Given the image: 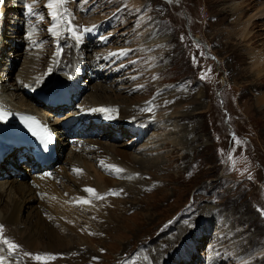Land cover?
<instances>
[{"label":"rangeland","instance_id":"rangeland-1","mask_svg":"<svg viewBox=\"0 0 264 264\" xmlns=\"http://www.w3.org/2000/svg\"><path fill=\"white\" fill-rule=\"evenodd\" d=\"M50 2L55 0H0V82L12 90L28 73L52 76L49 68L65 53L67 71H61L77 94L70 95L72 106H57L60 123L92 105L89 96L128 107L171 99L164 113L105 119V136L83 132L108 153L144 158L138 174L149 188L123 199L124 220L117 231L113 224L106 242H97L99 255L80 248L73 258L79 264H264V0H64L54 9ZM188 30L208 44L217 68ZM32 56L37 60L28 69ZM129 122L130 133L121 127L108 133ZM59 142L62 160L55 168L62 172L74 148ZM3 144L0 138V150ZM14 162L0 167V181L16 176L33 186L32 174ZM108 177L113 183L125 178ZM6 205L0 195V211ZM28 217L26 208L19 222ZM5 256L11 263L23 260L20 253Z\"/></svg>","mask_w":264,"mask_h":264},{"label":"bare ground","instance_id":"bare-ground-1","mask_svg":"<svg viewBox=\"0 0 264 264\" xmlns=\"http://www.w3.org/2000/svg\"><path fill=\"white\" fill-rule=\"evenodd\" d=\"M0 18H2L1 14ZM36 48L38 47L36 46L34 49ZM31 53L30 51V54ZM1 59L2 56L0 57V63ZM36 60L37 56L31 57V64L29 62L28 69L33 66ZM67 62L65 53L60 54V57L53 61L51 68H49L53 75L51 74V81L48 82L50 85L49 88L46 89H44V85H38L42 82V79L48 77H37V75H34L32 72L28 73L24 78L19 79L21 82L20 85L15 86L12 90L9 86L0 82V113H3V110L31 111L35 113L41 111L43 113V119L46 120V117H50V114L46 115L45 118L43 117L45 114L44 111H46L47 108L42 105L43 102L41 99H37L32 96V94H30L31 97L21 95V93H26L24 92L25 89L23 86L29 84L30 87L35 88V91H45L46 93H49L53 89L58 90L60 86H65V88H68L70 95L72 93L77 94L75 82L71 78L65 76V74H63L64 72L61 71L67 69ZM254 62H259V60L255 59ZM78 72L79 71L75 70L77 75ZM1 76L2 74L0 75V79L4 80ZM18 76L21 75L19 74ZM18 76L16 75V79ZM61 81H64L62 85H60ZM58 83L60 86H55V84ZM80 88L84 89V87ZM20 89L21 92L18 93ZM53 95L54 93L47 98L46 106L51 108V110H58L59 107L50 106L57 101ZM65 97L66 96L62 94V98L59 100L60 103L64 102L63 100ZM87 99H90L93 104L78 109V112L66 114L63 123H60L57 118H51V120H58L59 122L50 123L48 121L58 137L56 141L57 160L54 163L55 165L62 160V153L59 152L61 149L58 148V146H60V135H58L57 127L62 124L61 126L68 127L70 131L75 130L79 134L74 135L78 136L77 142H81V147L78 150L76 149L78 143L68 142L69 137L73 135L64 136L65 138L61 144L66 145V147L68 146L70 150L74 148V154L71 156L70 163H67L62 168V172L58 171L54 165V179H38L28 170L25 174H32L33 186L29 185L28 182H18L16 176H13L10 181H0V195L1 197L3 196V202L7 204L6 208L0 211V226H3L0 235L18 245L12 253H20L23 258V260L17 258L15 263H11L12 259L6 258L5 256L6 253H9L8 247L0 241V257H2V259H0V264H79L78 259L73 258V252L74 250L76 252L77 249L79 250L80 248L82 250L85 249L83 250L85 252L84 254L93 253L95 256L99 255L96 246L97 242L102 240L106 242L107 238L112 237L108 235L111 233L113 224H117L115 228L117 231L121 224L119 221L121 222L124 220V218H122V212L124 211V206L122 204L123 199L131 197L134 194L140 195V191L143 193L145 188H149L142 183V179L139 178L138 174V167L147 162L144 158L141 157L133 160L128 159L125 153L119 151L115 154L108 153L107 149L102 145L93 143V140L84 138L82 134L89 129V131L92 130L93 132H105V136L107 134L105 119H118L121 121H129L133 118L141 119L139 117L148 111L147 109L150 107L153 113H155V111L164 113V111L171 106V99L162 98L151 105H135L134 107L124 106L114 102L100 104L96 102V98L91 99L90 96ZM101 108L109 109L110 111L103 112L100 111ZM96 119L100 120L97 124L94 122ZM142 119H144V117H142ZM130 122L128 124L120 123L116 126V129L114 128L108 131V133L110 132L109 134H112L121 127L125 129L123 132L126 135L130 133V128H133ZM149 125L152 124L149 123L148 126ZM134 140L136 139L132 138L129 140L131 145L133 144L131 142ZM74 145L76 147H73ZM79 158L83 159L81 164L77 162ZM10 159L11 155H8L7 159L0 164V167L8 163ZM90 164H92V166L94 165L97 171L90 169ZM138 164L140 166H138ZM111 166H115L123 171L116 173ZM21 167L26 170L23 165ZM74 169H79L80 171L76 172ZM68 170L72 171L71 173L73 174L70 175V172L69 176L64 174L65 172L67 173ZM3 174L4 173H0V176ZM113 174L117 176L121 175V178L123 176L125 178L120 182L113 183L108 177H113ZM127 174L133 176L134 179H130V177L126 178ZM56 179H60L58 184ZM67 183H69L71 189H66ZM137 185H141L142 188L138 189L137 193H135L134 189ZM56 188L63 193L57 192ZM86 188L94 189L102 198L97 199L94 195L86 192ZM116 198L120 200L118 201ZM36 199L39 202H36ZM80 200H89L90 203L85 204L77 202ZM112 200H116L115 203H112V206L108 204L102 205ZM40 202L43 205H41ZM26 208L29 217L25 219V223L21 224L19 222L20 213ZM81 221H84L83 226H79L78 224V222ZM122 227L130 228L129 225H124ZM86 233L87 235H85ZM91 237H95L96 239ZM78 239H83L86 245H76ZM37 254H47L55 258L36 260L34 257ZM91 258L89 259L90 261Z\"/></svg>","mask_w":264,"mask_h":264},{"label":"snow or ice","instance_id":"snow-or-ice-1","mask_svg":"<svg viewBox=\"0 0 264 264\" xmlns=\"http://www.w3.org/2000/svg\"><path fill=\"white\" fill-rule=\"evenodd\" d=\"M63 2H64V0H55V2H50L48 4V7L54 9L55 7L58 6V4H62ZM26 8H27L29 13H31L32 10H33L31 5H26ZM52 15H53V17H55V15H56L55 11H53ZM54 29H55V25H53V27L50 28L49 30L53 31ZM70 31H71V29H70ZM120 54H124L123 50L121 51ZM147 110L151 111V108H149ZM100 111L108 112L110 110L101 108ZM0 119H4V116L0 115ZM27 120L29 121V128H30V130H32L34 135L38 136L45 144H47V143H49L51 141V138H52L51 137V133L47 130L46 127L41 126L39 124V122L36 121L35 118H33V117H28ZM111 167L113 168V170L116 173H120V172L123 171L122 169H119V168H117L115 166H111ZM74 171L79 172L80 170L79 169H74ZM85 191L90 193V194H92V195H94L97 199L102 198L92 188H86ZM112 194H115V193H112ZM77 202H82V203H85V204L90 203L89 200H80V201H77ZM2 230H3V226H0V233H2ZM0 241H2L3 244L7 245L10 254L12 252H14L15 249L18 247V245H16V244L12 243L11 241L3 238L2 235H0ZM54 258L55 257L47 255V254H44V255L37 254L34 257V259H36V260H47V259H54ZM0 259H2V257H0Z\"/></svg>","mask_w":264,"mask_h":264},{"label":"water","instance_id":"water-1","mask_svg":"<svg viewBox=\"0 0 264 264\" xmlns=\"http://www.w3.org/2000/svg\"><path fill=\"white\" fill-rule=\"evenodd\" d=\"M193 39H194L195 41H199V40H198V38H197V37H195V36L193 37Z\"/></svg>","mask_w":264,"mask_h":264}]
</instances>
